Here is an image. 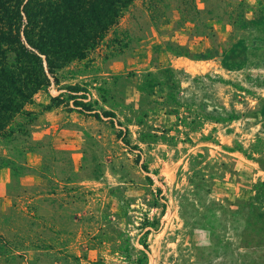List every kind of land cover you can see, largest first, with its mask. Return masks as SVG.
Returning a JSON list of instances; mask_svg holds the SVG:
<instances>
[{
    "label": "rangeland",
    "instance_id": "374dc122",
    "mask_svg": "<svg viewBox=\"0 0 264 264\" xmlns=\"http://www.w3.org/2000/svg\"><path fill=\"white\" fill-rule=\"evenodd\" d=\"M120 26L129 49L57 69L0 138V264H264V0H135ZM75 83L122 125L44 109Z\"/></svg>",
    "mask_w": 264,
    "mask_h": 264
},
{
    "label": "trees",
    "instance_id": "16d2710c",
    "mask_svg": "<svg viewBox=\"0 0 264 264\" xmlns=\"http://www.w3.org/2000/svg\"><path fill=\"white\" fill-rule=\"evenodd\" d=\"M134 1L0 0V138L8 140L29 132L39 112L27 105L39 90L51 86L52 79L58 81L57 69L102 46L107 56L129 49L131 36L120 26V19ZM62 88L42 104L44 109L67 101L70 109L109 117L114 125H122L114 111L97 107L86 86L75 83ZM117 137L131 147L124 130ZM146 223L157 226L159 221L147 218ZM144 246L148 247L146 240Z\"/></svg>",
    "mask_w": 264,
    "mask_h": 264
},
{
    "label": "crops",
    "instance_id": "0c3cea01",
    "mask_svg": "<svg viewBox=\"0 0 264 264\" xmlns=\"http://www.w3.org/2000/svg\"><path fill=\"white\" fill-rule=\"evenodd\" d=\"M1 171H2V169H0V178L2 177V176H1V173H2V172H1ZM1 179H2V178H1ZM1 179H0V185L2 184V185L4 186V188H6L7 182L9 181V176H8V177L6 176V178H5L4 181L1 180ZM3 186H2V187H3ZM4 192H5V191H4ZM1 196H2V197H5V194H4V193H1V194H0V197H1Z\"/></svg>",
    "mask_w": 264,
    "mask_h": 264
}]
</instances>
